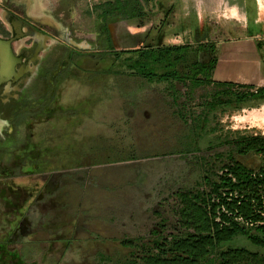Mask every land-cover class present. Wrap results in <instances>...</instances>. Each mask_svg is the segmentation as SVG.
<instances>
[{
  "label": "rangeland",
  "instance_id": "1",
  "mask_svg": "<svg viewBox=\"0 0 264 264\" xmlns=\"http://www.w3.org/2000/svg\"><path fill=\"white\" fill-rule=\"evenodd\" d=\"M197 3L205 28L225 24V9ZM0 4L10 18L20 16L36 27L25 44L36 47L35 62L20 88L5 84L1 98L10 101L0 105V216L16 225L26 200L27 219L36 231L30 240L9 246L20 252V262L125 264L130 251L120 241L140 237L145 244L161 220L173 224L175 193L198 189L204 174L217 180L231 160L264 171V155L238 156L227 146L206 149L207 141L218 138L264 139V100L210 112L215 88L209 83H148L125 67L123 52L165 47L169 39L191 42L193 51L186 53L180 73L207 63L210 56L198 47L200 37L193 31V9H185L181 21L175 5L164 21L168 7H154L144 20L107 25L113 52H103L87 0ZM139 27L146 29L132 36ZM210 37L212 44L224 39ZM36 175L51 177L56 193L34 194V201L18 192L5 195L8 184L27 187ZM0 264H15L6 245H0Z\"/></svg>",
  "mask_w": 264,
  "mask_h": 264
},
{
  "label": "trees",
  "instance_id": "2",
  "mask_svg": "<svg viewBox=\"0 0 264 264\" xmlns=\"http://www.w3.org/2000/svg\"><path fill=\"white\" fill-rule=\"evenodd\" d=\"M148 1L112 0L94 9L103 23L99 29L100 38L104 39L103 52H113L108 23L144 20ZM123 53L128 55L125 67L148 83L188 81L191 86L211 83L215 92L207 104L210 112L264 100V88L249 92L242 87L231 90L223 83L213 85L210 80L213 56L209 55L207 63H194L180 73L178 68L185 64L188 53L184 47ZM226 146L238 156L264 155V139L260 137H241L231 142L218 138L207 141L206 149ZM201 178L198 189L174 194L173 224L168 226L161 220L145 244L140 237L120 241L121 247L130 251L125 264H264V171L253 172L231 160L217 180L207 174Z\"/></svg>",
  "mask_w": 264,
  "mask_h": 264
},
{
  "label": "crops",
  "instance_id": "3",
  "mask_svg": "<svg viewBox=\"0 0 264 264\" xmlns=\"http://www.w3.org/2000/svg\"><path fill=\"white\" fill-rule=\"evenodd\" d=\"M87 1L90 4L89 12L93 13L96 7L112 0ZM165 1L166 0H149L144 7L146 18L148 12H153L152 10L154 7L160 10L168 7ZM169 1L168 3L170 4L168 5L170 6L166 8V13L163 14L164 18L162 21H164L167 16L169 17L170 14L168 13H171L176 6H178L179 9H177L178 13L175 16L179 18L180 21L181 17H184L185 9H193L192 18L196 16L193 31L196 33V37H200L198 47L215 59L210 74V80L214 83L213 85L223 83L225 86L230 87L231 90H234L236 87H242L248 89L249 92H255L257 89L264 88V0H203V8L207 9L210 8L211 5H216L219 10H226L225 24L219 26V28L215 27L211 29L205 28V23L201 20L200 8L198 9L199 5L197 2L199 1L201 3L202 0H175V2L172 3H175L176 6ZM95 16L98 26L102 25L103 23H101L99 19V14L96 13ZM185 22L184 20L181 22L184 26L183 29H185ZM116 23H122V21L114 20L109 22L108 25ZM130 28L131 26L129 29ZM144 29L139 27L136 29L137 32L130 34L132 36H140ZM217 33L221 34V38L224 39L216 40V44H212L210 41L212 37H210V35L217 36ZM97 36H100L99 30L97 31ZM175 43V41L172 42L171 39H169L168 43L164 46L184 47L189 53L193 51L190 46V41L185 45ZM28 69H30L29 66L27 70ZM211 85L212 84H210V86ZM246 169L250 170L248 168ZM20 215L21 214L18 213L16 214V216ZM16 218L17 217H15L14 220L17 221L18 219ZM12 224L13 221H9L8 218L6 220H4L3 217L0 218V245H6L8 249L11 244H14L11 241ZM19 241L21 240L18 239L15 244ZM15 259L18 260L16 257Z\"/></svg>",
  "mask_w": 264,
  "mask_h": 264
},
{
  "label": "flooded vegetation",
  "instance_id": "4",
  "mask_svg": "<svg viewBox=\"0 0 264 264\" xmlns=\"http://www.w3.org/2000/svg\"><path fill=\"white\" fill-rule=\"evenodd\" d=\"M19 7V6H15ZM10 11L6 9L4 5L0 4V52L1 54H5L6 50L7 53H10L12 58L6 59L7 62V72L0 75V105L1 108L7 107L10 100H2V96L5 95L3 92L5 84L10 86H16L17 88H20L22 84H24V79L27 76L28 73V66L29 64H32L35 62L34 56H36V47L27 49L26 48V39H31L36 31L35 26L31 24V27L26 25L23 21H21L22 17L16 16L14 18L9 17ZM36 43V42H35ZM79 57L80 55H76ZM1 67V64H0ZM2 91V92H1ZM17 94V93H16ZM16 106V109H19L21 106ZM2 116V113L0 112V118ZM9 122H11V119H8ZM10 171H7L4 173L5 175L8 174V178L10 176ZM27 187L23 185L25 188H23L22 185L17 184V186L12 187L10 184L7 185V193L5 195H13L15 196L18 192V197L23 198H30L31 201H34L32 196L36 194L37 198L41 197V195L48 194L49 196L56 193L57 186L56 184H53L51 182V177L46 178V176L42 177L41 175H36L32 177L29 181H27ZM15 188V190H14ZM21 189V192H20ZM20 192V193H19ZM21 195V196H19ZM35 197V196H34ZM48 199V198H47ZM51 200V198H50ZM49 200V201H50ZM22 201V200H21ZM26 201V200H25ZM23 202V211L22 217L18 222L15 224H12L11 226V241L15 244L18 239L20 240H27V238L30 240L32 237H34L36 231L31 230V224L29 220L27 219L28 212L30 210V207L24 206ZM22 209V207H21ZM27 242H23L22 246L24 247ZM13 245V244H11ZM29 245V243H28ZM14 246V245H13ZM30 246V245H29ZM25 248V247H24ZM10 254L18 258V260L15 259L16 264H25V260L23 259L22 262L19 261L20 252L15 250H9Z\"/></svg>",
  "mask_w": 264,
  "mask_h": 264
},
{
  "label": "water",
  "instance_id": "5",
  "mask_svg": "<svg viewBox=\"0 0 264 264\" xmlns=\"http://www.w3.org/2000/svg\"><path fill=\"white\" fill-rule=\"evenodd\" d=\"M0 52L2 53L4 51L1 50ZM1 53H0V64H1V67H0V75L1 74H4L5 72H7L6 66H7V62L8 61H6V59L12 58V56H11L10 53L6 54L7 53V50H6L5 54H1Z\"/></svg>",
  "mask_w": 264,
  "mask_h": 264
},
{
  "label": "built area",
  "instance_id": "6",
  "mask_svg": "<svg viewBox=\"0 0 264 264\" xmlns=\"http://www.w3.org/2000/svg\"><path fill=\"white\" fill-rule=\"evenodd\" d=\"M253 172H255V171H253Z\"/></svg>",
  "mask_w": 264,
  "mask_h": 264
}]
</instances>
